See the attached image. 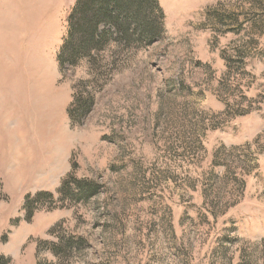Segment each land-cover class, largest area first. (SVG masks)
Wrapping results in <instances>:
<instances>
[{
  "label": "rangeland",
  "instance_id": "374dc122",
  "mask_svg": "<svg viewBox=\"0 0 264 264\" xmlns=\"http://www.w3.org/2000/svg\"><path fill=\"white\" fill-rule=\"evenodd\" d=\"M32 1L0 0V64L44 63L0 78V264H264V0H159L161 39L63 72L77 0Z\"/></svg>",
  "mask_w": 264,
  "mask_h": 264
},
{
  "label": "trees",
  "instance_id": "16d2710c",
  "mask_svg": "<svg viewBox=\"0 0 264 264\" xmlns=\"http://www.w3.org/2000/svg\"><path fill=\"white\" fill-rule=\"evenodd\" d=\"M66 23V37L57 56L62 72L67 65L77 67L83 61L99 65L110 47L151 46L164 35L165 13L159 0H77ZM74 91L68 110L71 120L74 112L87 115L94 104L91 95L85 96L78 88ZM56 247L52 245L49 251L58 257Z\"/></svg>",
  "mask_w": 264,
  "mask_h": 264
},
{
  "label": "bare ground",
  "instance_id": "6f19581e",
  "mask_svg": "<svg viewBox=\"0 0 264 264\" xmlns=\"http://www.w3.org/2000/svg\"><path fill=\"white\" fill-rule=\"evenodd\" d=\"M32 2H34V0ZM29 17L30 18L32 17L31 14H29ZM29 17H27L28 22H29ZM12 38L14 39L15 36L13 35ZM9 39H11V38H9ZM3 41H5V39L2 38L1 41H0L2 45H3ZM4 45L6 47V45H8V41L7 42L5 41V44ZM17 54H19V53L17 52ZM15 62L16 63H14L12 65L11 64H4V63L3 64H0V78H2V81L3 82H6L5 83V86L8 89V91L9 90L10 91L16 90V91H18V93H20L19 91H21V90L23 91L24 90V87H25V86L23 87L22 85H20L21 84L20 82L25 81V78L27 77V75H26V66L30 68L32 66V64L34 65V63H36L37 66L38 65L39 66L40 65H43L44 63H42V61L38 62L34 58L33 61H30V62L27 60L26 61L27 63L24 65L23 62H22V60H21V58H20V55L17 56V59H16ZM27 72H29V71H27ZM39 75H40V81H37L36 83H33L34 86H33V88H31V94L34 95V97H33L34 100L36 98L38 99V95L40 96V94L42 93V92H40V90L43 91V92H46V89H48L49 85L52 86V83L50 81V77H49L47 71L44 70V72H42V74H39ZM16 76L21 77V78L20 79H17ZM10 80H11V83H7V81L10 82ZM29 90H30V87H29ZM7 93H6V95H7ZM50 96L51 95H49L48 98ZM54 97L55 96H53V98L51 97L50 100H53ZM45 100L46 99H42V107L40 106V108H39L40 109V112H41V116H44L43 114H46L47 113L45 111L46 108L51 110L54 107V105H55L54 101H52L51 104L52 103L53 104L50 105V103H48V101H47V104H46L45 103ZM16 102H19V101H15V103ZM20 103H22V102H19V104ZM51 106H53V107H51ZM28 116L30 117V114H28ZM45 119H46V117L43 118V122H44ZM47 119H51V120H49V122H50V121H52L53 118H51V116L49 115V116H47Z\"/></svg>",
  "mask_w": 264,
  "mask_h": 264
},
{
  "label": "crops",
  "instance_id": "0c3cea01",
  "mask_svg": "<svg viewBox=\"0 0 264 264\" xmlns=\"http://www.w3.org/2000/svg\"><path fill=\"white\" fill-rule=\"evenodd\" d=\"M18 20H19V18L17 17L16 20H14L15 23L13 24V25H14V26H13V28H14L13 30H14V31L16 30V32H18L17 29H15V27L17 26V23L19 22ZM20 27H21V26H20ZM20 27H19V28H20ZM5 97H6V96H5L4 94H2V92H1V94H0V104H1V105H3V103L6 104V102H5L6 98H5ZM6 105H7V104H6ZM1 110H2V109H0V112H1Z\"/></svg>",
  "mask_w": 264,
  "mask_h": 264
}]
</instances>
